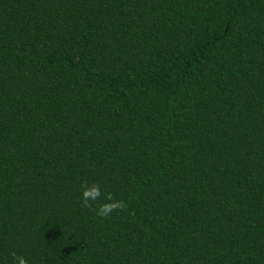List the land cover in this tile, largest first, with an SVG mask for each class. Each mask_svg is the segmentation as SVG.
Masks as SVG:
<instances>
[{"label":"trees","instance_id":"16d2710c","mask_svg":"<svg viewBox=\"0 0 264 264\" xmlns=\"http://www.w3.org/2000/svg\"><path fill=\"white\" fill-rule=\"evenodd\" d=\"M108 194L127 207L101 218ZM12 252L264 264V0H0V264Z\"/></svg>","mask_w":264,"mask_h":264},{"label":"clouds","instance_id":"9594fccd","mask_svg":"<svg viewBox=\"0 0 264 264\" xmlns=\"http://www.w3.org/2000/svg\"><path fill=\"white\" fill-rule=\"evenodd\" d=\"M101 187L97 183H93L92 185H82V193H81V203L83 207L91 208L92 202L99 200L101 197ZM105 203L99 204L96 215L101 218L108 217L112 212L123 210L127 207V205L122 200L113 199L111 194H108L106 197ZM14 261L18 262V264H28V261L25 257L17 255V253L12 252L10 254Z\"/></svg>","mask_w":264,"mask_h":264}]
</instances>
